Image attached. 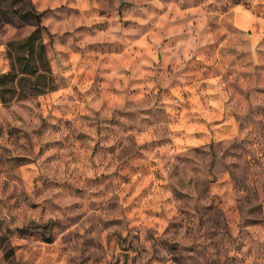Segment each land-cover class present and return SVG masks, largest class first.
I'll list each match as a JSON object with an SVG mask.
<instances>
[{
	"label": "rangeland",
	"instance_id": "1",
	"mask_svg": "<svg viewBox=\"0 0 264 264\" xmlns=\"http://www.w3.org/2000/svg\"><path fill=\"white\" fill-rule=\"evenodd\" d=\"M29 7L55 87L0 99V264H264V0H0V72Z\"/></svg>",
	"mask_w": 264,
	"mask_h": 264
},
{
	"label": "trees",
	"instance_id": "2",
	"mask_svg": "<svg viewBox=\"0 0 264 264\" xmlns=\"http://www.w3.org/2000/svg\"><path fill=\"white\" fill-rule=\"evenodd\" d=\"M22 17H30L34 29L26 36L10 39L5 43L8 69L0 72V99H24L55 87L54 75L47 55L44 33L50 35L41 22V12L32 7L18 11ZM3 22L14 24L13 16L6 15Z\"/></svg>",
	"mask_w": 264,
	"mask_h": 264
}]
</instances>
